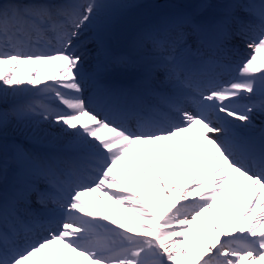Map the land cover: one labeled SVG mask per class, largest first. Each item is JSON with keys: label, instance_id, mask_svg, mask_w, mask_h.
<instances>
[{"label": "snow or ice", "instance_id": "1", "mask_svg": "<svg viewBox=\"0 0 264 264\" xmlns=\"http://www.w3.org/2000/svg\"><path fill=\"white\" fill-rule=\"evenodd\" d=\"M126 5L0 0V264H264V128L250 131L253 113L264 114V0H226L208 16L201 0L114 55L111 21ZM93 23L87 71L76 42ZM235 38L249 51L234 78L218 79ZM56 62L42 78L40 66ZM21 65H35L26 80ZM114 68L137 70L136 87L105 83ZM26 93L44 99L16 102ZM32 119L59 130V149L5 143L11 123ZM247 189L240 211L197 238L193 225L223 209L226 192ZM86 193L130 216L93 211Z\"/></svg>", "mask_w": 264, "mask_h": 264}, {"label": "bare ground", "instance_id": "2", "mask_svg": "<svg viewBox=\"0 0 264 264\" xmlns=\"http://www.w3.org/2000/svg\"><path fill=\"white\" fill-rule=\"evenodd\" d=\"M134 4V1L133 0H127V5L124 9H122L121 11H126L127 9H130L133 7ZM139 17V20H141L144 15L143 14H139L138 15ZM144 23V22H142ZM150 25V24H149ZM112 39H114V36L112 35ZM87 42L83 43L82 46H81V51L80 52H83V53H86L87 51L85 50V46H87ZM264 67V65H262ZM35 66L33 67H23V66H18L17 68V74L18 75H23V78L26 80L28 78V74L31 72V69L34 68ZM41 68V71H40V76L43 78L47 75H50L52 73H54V69L51 68L49 65H42L40 66ZM49 69H51V72L49 71ZM114 70H116V68L113 69V73H114ZM112 72H110L112 74ZM109 73V74H110ZM117 75L119 76H122L121 74V71L117 72ZM48 83H51V81H47ZM24 87L26 88H31V86L29 85H24ZM34 91V90H33ZM32 96V100H38V99H44L43 97H40V96H36V95H33L32 93H26L24 95H21L20 97L17 98V101L18 103H24L28 100H30ZM253 121V127L252 129L256 132H260V130L263 127V123L261 122H258L257 120L255 119H252ZM46 128V126L44 124H39V122L35 119H32V120H24L22 122H13L11 123L7 130H6V137H16V139L14 140H8V141H5V143H7L8 145H12V144H19L25 148H28V149H31V145L28 144V143H21L19 141V139L17 137L19 136H22V137H28L30 138L31 140H35V141H39V142H42L43 141H46L47 139L50 138V136L55 133V132H58L59 130L56 128L54 131H51V132H44V129ZM43 130V131H42ZM51 142V143H50ZM50 142H48V144H57V145H62L63 143V139H57L55 141L53 140H50ZM59 143V144H58ZM42 149H44V147H40ZM118 170L120 171L121 175L124 176V172L122 169H120L118 167ZM149 179L151 178L150 176L148 177ZM247 195H250V190L247 189V191L244 192V195L243 197L240 198V201L241 200H244L246 199V196ZM237 197H239L237 195ZM224 200L226 199V195L224 194V196L222 197ZM218 199H221L218 197ZM150 203H153V205H149L151 208H152V211L154 214L156 215H159V210L155 208V202L154 201H148ZM162 203H165L162 201ZM219 205V204H218ZM99 207L104 210V205L102 203H99ZM115 210H112V211H115V213H113L112 215L110 214V216L114 217V218H117V219H123V218H127L130 216V214L128 212L125 211V208L121 205H118V204H115ZM233 209L236 210V202L233 200L232 202L230 203H225V206L223 209H220L219 207L216 208V213L215 215L213 216L212 214L210 215V219L208 222L210 221H216V220H219L220 223H224L226 221V217L228 215V213L230 211H232ZM205 216H208L207 214H205ZM199 221V220H198ZM197 221V222H198ZM107 223V222H106ZM204 227H202L203 229ZM197 238H199V234H197ZM188 242H189V246H193L194 245V239H193V236H192V233L190 232L189 235H188ZM78 260V258H76Z\"/></svg>", "mask_w": 264, "mask_h": 264}, {"label": "rangeland", "instance_id": "3", "mask_svg": "<svg viewBox=\"0 0 264 264\" xmlns=\"http://www.w3.org/2000/svg\"><path fill=\"white\" fill-rule=\"evenodd\" d=\"M134 4L132 8L130 9H135V8H139L138 11H146L149 10L150 8H152V5H154L153 3H151V0H133ZM181 0H158V3L162 6L165 4H175V3H179ZM144 6L146 7L144 9ZM180 7V5H179Z\"/></svg>", "mask_w": 264, "mask_h": 264}]
</instances>
